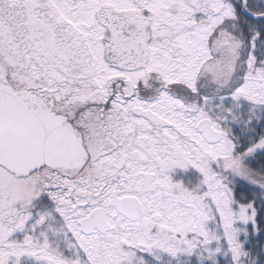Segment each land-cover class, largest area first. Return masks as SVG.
I'll list each match as a JSON object with an SVG mask.
<instances>
[{"label": "snow or ice", "instance_id": "obj_1", "mask_svg": "<svg viewBox=\"0 0 264 264\" xmlns=\"http://www.w3.org/2000/svg\"><path fill=\"white\" fill-rule=\"evenodd\" d=\"M0 264H264V0H0Z\"/></svg>", "mask_w": 264, "mask_h": 264}]
</instances>
